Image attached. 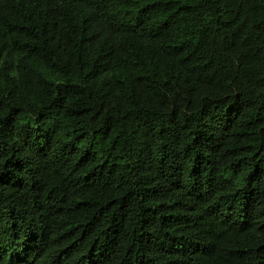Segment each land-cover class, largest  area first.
<instances>
[{
  "label": "trees",
  "instance_id": "1",
  "mask_svg": "<svg viewBox=\"0 0 264 264\" xmlns=\"http://www.w3.org/2000/svg\"><path fill=\"white\" fill-rule=\"evenodd\" d=\"M0 264H264V0H0Z\"/></svg>",
  "mask_w": 264,
  "mask_h": 264
}]
</instances>
